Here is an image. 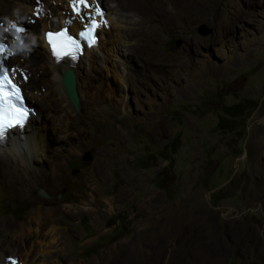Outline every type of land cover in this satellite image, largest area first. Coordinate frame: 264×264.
Returning <instances> with one entry per match:
<instances>
[{
	"label": "rangeland",
	"instance_id": "obj_1",
	"mask_svg": "<svg viewBox=\"0 0 264 264\" xmlns=\"http://www.w3.org/2000/svg\"><path fill=\"white\" fill-rule=\"evenodd\" d=\"M15 1L0 0L5 43ZM39 1L51 21L55 10L72 12L51 0L29 3ZM103 1L107 9L117 5ZM162 1L170 14L194 19L162 32L150 46L168 64L148 58L125 20L117 38L132 51L108 65L99 60L92 79L82 66L80 112L67 94L70 112L49 97L52 75L39 79L50 73L42 68L41 22L19 18L27 45L16 48L20 58L4 62L27 72L21 77L29 102L45 113L48 179L11 194L0 181V241L10 235L9 244H0L9 248L6 255L24 253L30 245L23 237L36 239L29 228L36 209L74 205L78 215L64 217L54 230L50 264H264V0H190L180 8L172 4L181 0ZM202 24L213 33L201 34ZM31 58L40 63L30 65ZM68 121L87 132L67 138ZM54 171L65 177L51 179ZM18 227L20 234L7 232ZM121 227L131 232L116 240Z\"/></svg>",
	"mask_w": 264,
	"mask_h": 264
},
{
	"label": "bare ground",
	"instance_id": "obj_2",
	"mask_svg": "<svg viewBox=\"0 0 264 264\" xmlns=\"http://www.w3.org/2000/svg\"><path fill=\"white\" fill-rule=\"evenodd\" d=\"M23 1H15L12 9L10 10V14L6 17V19L8 20V25L6 27L7 32L2 33V35L5 36L4 40L8 41L9 43H5L4 41L0 40V42H2V44L0 45H3L4 48L3 51H0V56L5 61L13 56L17 57L22 54L20 53L21 50L17 51L16 48L21 45L19 49H24L27 45V30L25 29L24 23L19 22L18 20L21 16L27 17V15H29V18L31 20H36V17H38L37 19L39 22H41L42 26L40 40L42 41V44L45 46V50L47 51L46 64L42 66V68H46L48 69V71L50 70V73H47V71H43V73L39 75V79L46 81L49 78L48 75H52V77H50V80L52 79L54 84L52 83L48 85L47 92L50 95L48 96L50 98H55L56 101L58 100V104L60 103L64 105L65 102L64 107L70 112L69 107L65 101L66 91L61 82V78L63 72L71 66V60L60 48H58V50L61 51V57L58 60L57 57L53 55L52 47L46 39L45 34L48 32H57L66 28L70 34L78 36L80 31L86 29L85 24L88 23V21L87 19H80V14L74 11L70 4V0H51V2H53V4H55L56 6L60 7V5H63L72 10V12H66V10H55L54 20L52 19V21H54L55 23L51 21L50 13L45 12L44 4L40 5L42 1H39V4L36 3L35 6H32L33 4L31 5L29 3L30 0ZM115 1L117 2V5H112L109 8L110 10H116L115 15H112V12H110V10L105 7L106 5L103 3V0H89V4L92 5V9L90 11H87V9H83L84 12H90L94 14V10L96 8H99L103 12V15H95V20L99 25L97 27V46H85L84 53L74 64L79 87L81 83V75L83 74L82 66L84 67V69H86V75L88 79H92V71L96 68V63H98L99 60L107 64L112 59V57L117 56L119 53L124 51L128 52L129 48L126 47V49H123L124 42H122L123 44L119 43V39L117 38V36L119 35L118 33L121 32V30L125 27V20H129L131 22L132 31L139 38V43L142 45V47L147 49L145 50L146 52L148 51V58L154 63L161 66L166 65L167 62L163 61L160 58L158 60V57L153 56L154 53L153 51H151V48L155 43V38L162 32H167L169 30L177 31L180 22H192L194 20L190 15L179 14L177 16H174L170 14L169 11L163 10L164 8L168 7V4H166L162 0ZM185 2H190V0H181L176 4H172V7L180 8L182 5H184ZM21 29H23V31ZM126 45L128 46V43ZM24 53L27 54V56L31 55H29L26 51H23V54ZM38 62V59L31 58L29 64L35 65ZM4 65L8 66V70L12 78L21 85L24 97L26 101L29 102L25 86L22 83L24 79L23 76L21 77L22 72H27L22 70L20 64L14 69L5 62ZM18 70L19 76L17 75ZM55 83H57L58 85L55 86ZM34 96L38 97L39 94H34ZM28 104H30V108L33 109L31 111L28 124L24 127L23 130H12L8 134L5 142L3 144H0V181L5 183V186L10 194L11 192H15L18 187L22 188V190L24 189V191L33 189L34 187L38 186L48 179V176L44 174L46 167L43 161L45 151L48 150V126L46 123L45 113L43 112V109H39L34 104H31L30 102ZM55 114L57 113L55 112ZM64 126L65 129L63 130V132L66 133L67 130L69 131V133L67 134V138L81 137L87 132L80 131L78 124L74 122L68 121L64 123ZM27 131L29 133H27ZM60 140H62V138H60ZM8 166H10V171L5 170ZM51 176V179L54 180H60L62 177H65L62 172L58 171H54ZM76 206L77 205H75V207ZM73 207L74 205H67L66 207L56 208L55 210L58 211L59 214H57L54 209L47 210L50 208L39 207L38 209H36L33 216L34 220L29 224V228H35V230L37 231V234L35 235L36 239L23 237L22 242L26 244V242L28 241L30 245L26 247L24 253H21L19 250L12 249L11 253L6 255V251L9 250V248H1L0 264H50L51 262L49 258L51 256L53 243L55 241L54 230L57 225L65 223L64 221L62 222L64 217L66 218V221H68L78 215L79 211L72 210L71 208ZM77 208L79 207L77 206ZM43 216H45V219L43 218ZM22 229V227H18L17 229L10 228V230H8L7 232L9 234H12V232L20 234ZM9 236L10 235L7 234L6 238L0 241V244L5 245L3 244V241L8 240L7 238ZM58 238L59 240L61 239V237ZM4 243L9 244L10 242L8 240Z\"/></svg>",
	"mask_w": 264,
	"mask_h": 264
},
{
	"label": "snow or ice",
	"instance_id": "obj_3",
	"mask_svg": "<svg viewBox=\"0 0 264 264\" xmlns=\"http://www.w3.org/2000/svg\"><path fill=\"white\" fill-rule=\"evenodd\" d=\"M70 4L74 11L80 14V19H87L88 23L85 24L86 31L81 32V36H85L89 43L94 42L92 33L99 26L95 20V15H103V12L96 8L94 14L90 12H84L83 9L91 7L89 0H70ZM70 22V21H69ZM106 23V21H105ZM23 31V29H21ZM46 39L52 47L53 55L59 58L61 57V51L58 50L57 44L59 43L61 48H79L78 41L68 35L67 29H62L57 32H48L45 34ZM3 45H0V51H3ZM0 140L5 136V132L8 128L23 127V124L29 115L28 110L23 106L17 105L16 102L22 101V95L17 85L12 83L7 75V70L3 68V59H0ZM26 79V77H25ZM10 85L13 91L9 92L5 90V86Z\"/></svg>",
	"mask_w": 264,
	"mask_h": 264
},
{
	"label": "water",
	"instance_id": "obj_4",
	"mask_svg": "<svg viewBox=\"0 0 264 264\" xmlns=\"http://www.w3.org/2000/svg\"><path fill=\"white\" fill-rule=\"evenodd\" d=\"M199 32L203 35H209L213 33V28L209 27L207 24H202L199 27ZM75 62H77V60L72 59L71 66L63 72L61 82L74 109L77 112H80L81 97L78 89V79L74 68ZM84 158L90 159V155H86ZM40 195L44 197L48 196L44 189L40 190Z\"/></svg>",
	"mask_w": 264,
	"mask_h": 264
},
{
	"label": "trees",
	"instance_id": "obj_5",
	"mask_svg": "<svg viewBox=\"0 0 264 264\" xmlns=\"http://www.w3.org/2000/svg\"><path fill=\"white\" fill-rule=\"evenodd\" d=\"M156 179H157V178H156ZM155 182H158L157 185L160 186V187H162V183H160L159 180H155ZM116 219H119V217H118V218H115V220H116ZM130 232H131L130 230L125 229L124 227H121L120 233L116 236V240L119 239V238H121V237H123V236L128 235ZM99 247H101V246L98 245V246L93 250V252H96V251L99 249Z\"/></svg>",
	"mask_w": 264,
	"mask_h": 264
},
{
	"label": "clouds",
	"instance_id": "obj_6",
	"mask_svg": "<svg viewBox=\"0 0 264 264\" xmlns=\"http://www.w3.org/2000/svg\"><path fill=\"white\" fill-rule=\"evenodd\" d=\"M74 36H75V35H74ZM75 37H76V36H75ZM78 60H79V59H78ZM78 60H77V61H78ZM6 67L8 68V66H6ZM20 86H21V85H20ZM21 88H22V87H21ZM22 91H23V90H22ZM23 95H24V94H23ZM27 104H28V102H27ZM28 105H29V104H28ZM29 106H30V105H29Z\"/></svg>",
	"mask_w": 264,
	"mask_h": 264
}]
</instances>
